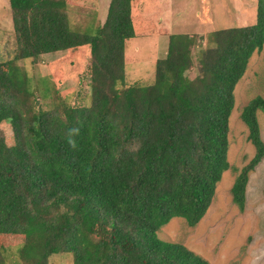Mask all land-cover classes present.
I'll return each instance as SVG.
<instances>
[{"label": "trees", "instance_id": "1", "mask_svg": "<svg viewBox=\"0 0 264 264\" xmlns=\"http://www.w3.org/2000/svg\"><path fill=\"white\" fill-rule=\"evenodd\" d=\"M134 1L110 0L99 22L93 14L78 25L67 0H8L13 44L0 58V124L10 126L12 143L0 131V264H210L157 232L174 217L195 226L230 169L234 88L264 44V0L253 24L210 31L204 48L196 34H170L148 84L125 80ZM81 47L88 105L67 103L19 64ZM258 111L261 96L239 115L254 148L233 168L230 195L240 210L264 156Z\"/></svg>", "mask_w": 264, "mask_h": 264}, {"label": "rangeland", "instance_id": "2", "mask_svg": "<svg viewBox=\"0 0 264 264\" xmlns=\"http://www.w3.org/2000/svg\"><path fill=\"white\" fill-rule=\"evenodd\" d=\"M67 2L69 20L78 25L80 21L82 24L89 22L93 14L98 18L95 22H99L109 4V0ZM256 5L257 0H135L132 17L137 36L126 48V82L148 84L152 81L155 61L165 56L170 34H196L204 48L210 31L253 24ZM80 16L83 20H78ZM12 39L9 2L0 0V58L9 57ZM198 49L192 48L193 56ZM87 58L88 50L81 47L74 52L42 55L36 63L28 59L19 64L38 83L47 79L67 103L88 105ZM195 74L194 66L188 75L193 77ZM255 96L264 98V44L260 51L252 54L245 73L235 85L227 135L230 169L218 182L206 213L195 226L190 227L184 219L174 217L157 232L160 239L180 243L210 264H264V156L248 175L243 209L232 202L230 195L236 175L233 168L240 169L254 154V148L247 139V128L239 115L241 108ZM256 116L264 143V113L258 111ZM0 131L6 142L11 144L10 126L0 124ZM14 241L19 242L18 238ZM1 243L5 245L13 241L3 239ZM51 264L65 263L58 259Z\"/></svg>", "mask_w": 264, "mask_h": 264}, {"label": "crops", "instance_id": "3", "mask_svg": "<svg viewBox=\"0 0 264 264\" xmlns=\"http://www.w3.org/2000/svg\"><path fill=\"white\" fill-rule=\"evenodd\" d=\"M110 1V0H109Z\"/></svg>", "mask_w": 264, "mask_h": 264}]
</instances>
